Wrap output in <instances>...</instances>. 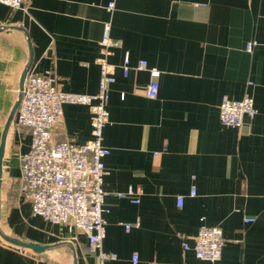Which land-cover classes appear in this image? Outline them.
Returning a JSON list of instances; mask_svg holds the SVG:
<instances>
[{"label":"crops","instance_id":"1","mask_svg":"<svg viewBox=\"0 0 264 264\" xmlns=\"http://www.w3.org/2000/svg\"><path fill=\"white\" fill-rule=\"evenodd\" d=\"M109 1L0 3V144L30 44V71L51 72L62 91L94 94L103 27L110 21L116 80L103 136L111 149L103 245L118 258L108 264H132L134 253L139 264H208L192 249L202 217L223 230L217 264H264V0H118L113 12ZM253 40L258 44L248 52ZM127 53L131 67L145 59L148 69L132 68L125 76ZM151 68L161 72L154 99L147 95ZM246 94L254 97L256 117L242 127L223 126L222 98ZM62 110L55 140L89 141L91 109L65 103ZM30 145L29 129L15 116L1 166L0 264H99L83 230L34 215L22 197L21 156ZM129 187L139 203L118 195ZM4 235L46 248L19 247Z\"/></svg>","mask_w":264,"mask_h":264},{"label":"built area","instance_id":"2","mask_svg":"<svg viewBox=\"0 0 264 264\" xmlns=\"http://www.w3.org/2000/svg\"><path fill=\"white\" fill-rule=\"evenodd\" d=\"M118 0H110L107 10L113 12ZM0 3L21 7L24 0H0ZM258 44L249 41L246 50L251 52ZM101 54L97 59L100 66L98 91L94 94H83L60 90L51 72L36 73L29 71L25 80L22 98L16 112V122L27 127L31 134V145L28 152L21 156V178L19 191L22 197L32 205L34 215H39L54 224H64L71 229H81L87 235L91 251L97 254L99 264H108L118 255L104 249L107 233L105 214L104 177L107 173L105 159L111 149L104 144V127L109 122L108 103L111 85L115 82V66L109 61L116 45L111 37V22L104 23L100 41ZM137 71L148 69L147 60L142 59L134 67L130 65L129 53L123 64L124 75L131 69ZM152 80L147 86V95L156 98L159 92L160 70L151 68ZM249 84H252L250 82ZM124 96V95H123ZM65 103L87 105L92 113V138L85 143L73 141H56L54 132L63 113ZM257 115L254 97L246 94L241 99L224 96L219 106V120L225 127H242L245 120L252 121ZM190 194L196 195L193 186ZM123 198L132 203L140 199L132 187L119 192ZM183 197L178 196L177 203L183 205ZM254 218H246L253 221ZM136 223H125L129 231ZM225 239L219 225H208L205 217L201 219L199 231L195 237L196 256L208 264H217L222 258ZM185 249H190L188 243ZM132 264H139L137 253L132 255Z\"/></svg>","mask_w":264,"mask_h":264},{"label":"water","instance_id":"3","mask_svg":"<svg viewBox=\"0 0 264 264\" xmlns=\"http://www.w3.org/2000/svg\"><path fill=\"white\" fill-rule=\"evenodd\" d=\"M32 62H33V49H32V46L30 44V59H29L28 64L26 65V67L24 68V70H23V72L21 74L20 83H19L18 97H17V100H16L12 110H11V113H10L9 118L7 120V123H6L5 127H4L2 138H1V144H0V191H1V182H2L1 166H2V158H3L4 150H5L6 138H7V134H8L10 125H11L12 121L14 120V118L16 116V112L18 110V107H19V104H20V100L22 98L25 80H26L28 72L31 69ZM4 239L6 241L12 243L13 245H17L19 247H24V248H30V249H32V250H34L36 252H42L46 248L45 246L40 245V244L21 241V240H18L16 238L5 236V235H4ZM74 264H77V262H75Z\"/></svg>","mask_w":264,"mask_h":264}]
</instances>
